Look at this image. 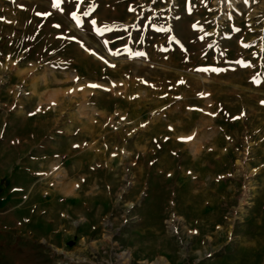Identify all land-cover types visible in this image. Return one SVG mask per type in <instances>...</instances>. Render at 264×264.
<instances>
[{
    "label": "rangeland",
    "instance_id": "1",
    "mask_svg": "<svg viewBox=\"0 0 264 264\" xmlns=\"http://www.w3.org/2000/svg\"><path fill=\"white\" fill-rule=\"evenodd\" d=\"M0 264H264V0H0Z\"/></svg>",
    "mask_w": 264,
    "mask_h": 264
},
{
    "label": "snow or ice",
    "instance_id": "2",
    "mask_svg": "<svg viewBox=\"0 0 264 264\" xmlns=\"http://www.w3.org/2000/svg\"><path fill=\"white\" fill-rule=\"evenodd\" d=\"M73 16H75V13H73ZM93 23H95V21H93ZM248 45H245V47H247ZM93 87H96V85H93ZM182 139H184V138H182ZM186 139H191V137H188V138H186Z\"/></svg>",
    "mask_w": 264,
    "mask_h": 264
}]
</instances>
